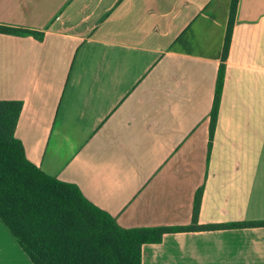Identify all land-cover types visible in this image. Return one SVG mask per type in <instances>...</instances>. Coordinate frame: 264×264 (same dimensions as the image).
I'll use <instances>...</instances> for the list:
<instances>
[{
	"label": "crops",
	"instance_id": "0c3cea01",
	"mask_svg": "<svg viewBox=\"0 0 264 264\" xmlns=\"http://www.w3.org/2000/svg\"><path fill=\"white\" fill-rule=\"evenodd\" d=\"M0 0V101H21L27 160L128 228L199 226L141 264H264V0ZM0 264H33L0 221Z\"/></svg>",
	"mask_w": 264,
	"mask_h": 264
},
{
	"label": "trees",
	"instance_id": "16d2710c",
	"mask_svg": "<svg viewBox=\"0 0 264 264\" xmlns=\"http://www.w3.org/2000/svg\"><path fill=\"white\" fill-rule=\"evenodd\" d=\"M238 0H231L210 111L209 157L225 77ZM0 35L42 39L39 32L0 25ZM21 101H0V221L33 264H141V247L160 243L168 232L214 230L199 226L203 187L195 192L188 227L122 228L88 201L75 184L61 181L29 162L15 137ZM260 223H233L239 228Z\"/></svg>",
	"mask_w": 264,
	"mask_h": 264
}]
</instances>
